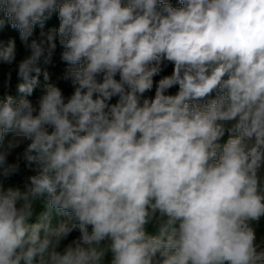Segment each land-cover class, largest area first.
I'll return each instance as SVG.
<instances>
[{"label": "clouds", "instance_id": "clouds-1", "mask_svg": "<svg viewBox=\"0 0 264 264\" xmlns=\"http://www.w3.org/2000/svg\"><path fill=\"white\" fill-rule=\"evenodd\" d=\"M6 26L0 264H264V0H0Z\"/></svg>", "mask_w": 264, "mask_h": 264}, {"label": "trees", "instance_id": "trees-1", "mask_svg": "<svg viewBox=\"0 0 264 264\" xmlns=\"http://www.w3.org/2000/svg\"><path fill=\"white\" fill-rule=\"evenodd\" d=\"M170 2L174 6L178 5V0H170ZM58 25H59V21L57 17L53 15L52 19L46 23L45 31H47L49 28H57ZM39 31L40 29L39 27H37L33 38L38 36ZM10 39L15 40L16 42L17 52H18L17 61H18L26 54L23 48L22 42L20 41V38H19V32L18 30L12 29L10 26H6L3 30H0V41L7 43L8 40ZM57 44H58V40H57ZM61 51H62V48L58 44L57 50L53 55L51 63L44 65L43 62H41V66L43 69H46L49 72L50 80L48 82H51L55 84L56 86L60 87L64 91L65 95H70L73 89H72L70 81L64 79V76L66 74V69L68 66L60 60ZM8 70H9V66L3 63H0V95H2L4 92H9V94L17 95L16 85L19 81L16 77L15 71H13V74H12L11 88L5 89L3 87V80ZM170 71H171V66H169V68L166 70L164 74H168L170 73ZM155 79H159V77H156ZM40 80H41V85L34 91L33 96L29 98L32 100L34 104L36 103L39 96L42 95L43 93V84L45 82L43 81L42 75L40 77ZM171 91L174 92L175 89H172ZM149 95H154V91L153 93H149ZM19 179L20 177L14 178L13 182L19 181ZM261 231H264V222H262ZM75 235L76 233H73V237ZM71 238L72 237H69V239Z\"/></svg>", "mask_w": 264, "mask_h": 264}]
</instances>
